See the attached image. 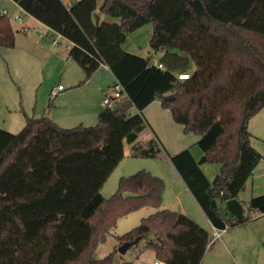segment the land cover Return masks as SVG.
Wrapping results in <instances>:
<instances>
[{
    "label": "trees",
    "instance_id": "obj_1",
    "mask_svg": "<svg viewBox=\"0 0 264 264\" xmlns=\"http://www.w3.org/2000/svg\"><path fill=\"white\" fill-rule=\"evenodd\" d=\"M11 1L68 41V57L85 75L77 87L106 65L127 97L115 108L104 107L93 126L59 127L49 115L51 101L40 117L27 118L20 140L0 128V264H137L118 253L136 240L130 250L144 243L142 251H153L166 264H201L209 231L161 208L162 178L141 170L122 177L110 197L101 191L124 159L125 143L146 128L143 111L155 100L184 132L199 136L200 160L190 148L168 158L211 225L231 230L264 215V194L240 201L241 222L224 206L239 200L264 160L249 130L264 107V0H77L71 6L63 0ZM7 19L0 17V42L14 47ZM149 24L150 47L162 53L158 61L124 49L129 36ZM181 74L189 77L181 80ZM168 95L173 99L164 100ZM49 128L57 133V151L54 156L43 148V162L40 148ZM24 156L33 171L22 182L5 179ZM207 163L221 165L213 181L202 170ZM127 192L139 197L125 198ZM143 207L155 211L116 235L114 249L97 259V247L118 220Z\"/></svg>",
    "mask_w": 264,
    "mask_h": 264
},
{
    "label": "crops",
    "instance_id": "obj_2",
    "mask_svg": "<svg viewBox=\"0 0 264 264\" xmlns=\"http://www.w3.org/2000/svg\"><path fill=\"white\" fill-rule=\"evenodd\" d=\"M8 1L12 3L11 4L10 2H7V6L9 5L8 8H10L12 12L16 8L20 9L16 3L11 0ZM76 1L77 0H63L67 6L73 5ZM2 10L7 9L3 8ZM14 20L18 22L15 17ZM7 22L10 26L9 29L14 34V41L16 43L15 31L11 26V19L9 17ZM18 23H22V26L19 29L20 31L27 33L32 30L28 24H23V20ZM25 26L29 27L30 29L25 31ZM144 27L148 26L146 25ZM144 27L136 30L133 33L140 31ZM150 27L151 32L152 25ZM38 31V36L44 37L41 36ZM124 49L129 53L144 58L148 57L146 55L137 53L135 51V45H133L130 49H126V46H124ZM154 60L158 61L159 58L155 59L154 57ZM101 71H105L107 75L112 74L106 65H102L100 70L91 79H97L96 77H99V73H101ZM79 78H82L81 75L78 77V79L70 83L72 84V88H80L77 87L79 82H81L79 81ZM108 81L106 83L97 82V84H93V88L81 92L77 96L78 100L74 106H72V110L70 109L69 111L68 107H66L64 112H57V124H60V121L72 122L75 124L78 123L79 125L85 126L94 124L98 120L100 112L104 109L103 100L107 96V89L110 88ZM65 91L66 88H64L63 91L58 92L57 95L62 94ZM72 95V92H70L61 96L64 100H66L71 99ZM143 115L147 121L146 128L141 133H139L137 139L134 142L125 143L124 159L115 169V171H117V169L121 170L118 172L117 176L111 180V183L107 188V191L110 193L103 192V188L107 183L106 182L101 190L102 194L105 197L107 196L106 194H112L117 190L118 182L122 177L129 176V174L131 175L133 172H135L134 170H139L134 169L136 166H144V170L162 178L165 182L166 188L163 194V203L161 208L180 212L194 220L202 227L206 229L209 228L210 230L212 226L210 221L168 158V154H176L186 148H190L194 158L196 160H200L203 153L197 146L199 136L195 134L190 136L191 133L184 132L183 126L177 124L173 120L170 111L162 107L160 100H155L153 103L147 106L143 111ZM256 117H260V119H262L264 122V116H254L251 119L249 122V130L253 135L252 139L259 138L264 140V130L259 128V125L257 124L258 122H253L255 121ZM251 143L253 147L259 151V147L255 146L252 140ZM139 159L148 160L149 162H147L146 165H142L139 162H136L139 161ZM141 168L143 167H140V169ZM202 170L207 178L210 181H213L219 174L221 165L217 163H207L202 166ZM30 171H33V165H31L29 160L25 159L24 156L5 179L11 181L12 183L22 182L24 175ZM261 194H264V160L258 163L252 176L249 178L239 193V201L248 202L253 196H258ZM141 209L143 210V216L150 215L155 211V209L151 207H143ZM123 225L126 224L124 223ZM125 230L128 229L123 226V231ZM140 246L143 247L144 243L140 244ZM140 246L138 249L132 250L136 254L134 262L137 264H153V262L157 259L154 252L151 250L142 251L140 250ZM130 251L131 250H128L126 254H128ZM119 255L123 257V260H126L124 258L125 255ZM201 264H264V215L257 216L254 219V222L249 225L238 226L234 229L226 230V232H224L219 239H217L210 247L207 248V252Z\"/></svg>",
    "mask_w": 264,
    "mask_h": 264
},
{
    "label": "rangeland",
    "instance_id": "obj_3",
    "mask_svg": "<svg viewBox=\"0 0 264 264\" xmlns=\"http://www.w3.org/2000/svg\"><path fill=\"white\" fill-rule=\"evenodd\" d=\"M7 2L10 1L0 0V10L3 8L8 10V17L11 19V26L16 35V43L14 47H7V42H0V128L19 135L17 140H20L23 136L22 132L26 126L27 118L40 117L49 107L51 101L52 105L50 106L51 110L49 111V115L56 125L62 128H74L79 126L78 123L61 122L60 120V124H57V112H64L66 107H68L69 111L70 109L72 110V106H74L78 100L77 96L81 92L93 88V84H97V82L106 83L109 80L108 83L110 88L107 89V95H110L115 83L113 75L111 73V75H107L105 71H101L99 77H96L97 79L89 80L82 87L80 86L79 89L72 88V84L70 83L78 79L80 75L82 78H79V81H82L85 75L80 65L68 57V41L50 32L35 19L27 16L22 10L15 7L16 9L12 12V10L8 8L9 5L7 6ZM15 14L22 15L23 24H28L32 30L27 33L20 31L19 29L22 23H18L14 20ZM147 26L148 27H144L140 31L131 34L125 46L126 49H130L135 45V51L137 53L146 56L153 55L155 59H158L162 53H154L151 49L148 39L151 25L149 24ZM38 30L44 32V37L38 36ZM54 41L58 44H54ZM58 86L66 88V91L57 95V93H54V89ZM70 92L73 94L71 99L64 100L61 95ZM255 116H264V107ZM97 122L98 120L89 126L95 125ZM253 122H258L259 128L264 130V122L260 117H256ZM44 134L45 137L42 139L43 146H41L40 149L42 151L43 148H50L52 155L54 154L55 156L57 151V144L55 142L57 133L49 128L46 129ZM192 134L193 133H191L190 136H193ZM252 141L255 146L259 147V152L264 156V140L255 138L252 139ZM39 142L40 145L41 140ZM41 151L40 153L43 154L42 159H44V162L47 155ZM140 160L142 159L136 162L142 165H146V163L149 162L148 160ZM140 167L143 168L140 169ZM134 169L139 170H134L135 172L132 174L144 170L145 168L144 166H136ZM120 170L121 169H117L112 177L110 176L107 180L103 188L104 193H110L107 191V188L111 180L117 176ZM2 186H4V183H0V199L2 198ZM30 187L31 185H29V187H23V190L16 194L21 196V194H25L26 190ZM112 194H106V197H110ZM142 212L143 210L139 209L118 220L116 227L113 229L112 233L108 235L107 240L97 247V259L106 257L114 249L116 245V235L120 236L127 233L138 226L144 217L149 216H143ZM252 222H254V219L250 223L242 226L249 225ZM124 223L126 225H123ZM123 226L128 230L123 231ZM207 230H209V228ZM135 256L136 254L131 250L128 254H125L124 258L126 261H135Z\"/></svg>",
    "mask_w": 264,
    "mask_h": 264
},
{
    "label": "built area",
    "instance_id": "obj_4",
    "mask_svg": "<svg viewBox=\"0 0 264 264\" xmlns=\"http://www.w3.org/2000/svg\"><path fill=\"white\" fill-rule=\"evenodd\" d=\"M8 11L7 10H0V17H8ZM15 19L18 22H21L23 20V16L22 15H15L14 16ZM30 28L25 26L24 30L28 31ZM38 33L41 36H44V32L42 30H39ZM54 44H58L56 41H54ZM159 68H162L161 64H156ZM189 77L188 74H181L179 75V79L181 80H185ZM64 90V87L62 86H58L56 89H54V93H58ZM127 97V94L125 93L124 89L122 86L120 85H115L113 87L112 93L110 95H107L104 100H103V104L104 107H109V108H115L117 107L118 103L123 99ZM226 232V229H219L215 226H211L210 230H209V241H208V245L207 248L210 247L217 239H219L222 234ZM153 264H166L165 262L156 259Z\"/></svg>",
    "mask_w": 264,
    "mask_h": 264
},
{
    "label": "water",
    "instance_id": "obj_5",
    "mask_svg": "<svg viewBox=\"0 0 264 264\" xmlns=\"http://www.w3.org/2000/svg\"><path fill=\"white\" fill-rule=\"evenodd\" d=\"M96 21H99V18L96 17ZM173 95H168L164 97V100H171L173 99ZM125 198H134V197H139V195L137 194H133L130 192H127L124 194ZM225 208L227 209V211L233 215L238 221H242L245 215V209L243 207V205L241 204V202L238 199H232V200H228L225 203ZM137 242H126L124 243L122 246H120L118 248V253L121 255H125L127 253L128 250H130L131 247H133L135 245V243Z\"/></svg>",
    "mask_w": 264,
    "mask_h": 264
}]
</instances>
